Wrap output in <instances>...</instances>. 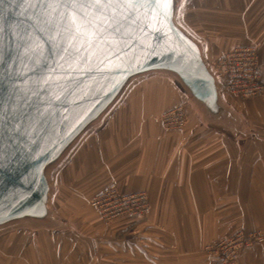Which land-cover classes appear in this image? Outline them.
Masks as SVG:
<instances>
[{
	"label": "crops",
	"instance_id": "obj_1",
	"mask_svg": "<svg viewBox=\"0 0 264 264\" xmlns=\"http://www.w3.org/2000/svg\"><path fill=\"white\" fill-rule=\"evenodd\" d=\"M185 20L212 62L257 47L264 84V0H192ZM184 99L161 79L134 90L60 178L55 205L78 233L12 234L0 240V264H210L207 244L237 231L264 234V91L227 98L252 133L236 142L189 111L181 130L166 131L161 114ZM111 184L146 192V216L103 222L90 201ZM236 264H264V241L241 250Z\"/></svg>",
	"mask_w": 264,
	"mask_h": 264
},
{
	"label": "water",
	"instance_id": "obj_2",
	"mask_svg": "<svg viewBox=\"0 0 264 264\" xmlns=\"http://www.w3.org/2000/svg\"><path fill=\"white\" fill-rule=\"evenodd\" d=\"M191 2L176 0L171 18L150 22L147 31L137 21L145 10L119 9L130 17L122 38L92 41L76 35L61 19L66 10L52 11L55 4L0 5V240L19 232L78 233L55 205L60 178L131 93L152 80L171 83L204 126L234 142L251 136L225 98L206 40L185 21ZM40 11L50 13L51 27L36 19Z\"/></svg>",
	"mask_w": 264,
	"mask_h": 264
},
{
	"label": "built area",
	"instance_id": "obj_3",
	"mask_svg": "<svg viewBox=\"0 0 264 264\" xmlns=\"http://www.w3.org/2000/svg\"><path fill=\"white\" fill-rule=\"evenodd\" d=\"M257 51L255 47L243 46L219 56L214 62L213 68L220 76L226 94L251 98L264 88ZM161 122L166 130H181L186 123L184 108L180 106L165 111L161 115ZM148 204L146 192L121 194L114 185L106 187L91 202V206L99 212L105 223L123 215L144 216L148 211ZM263 236L259 232H241L232 238L206 246V252L213 256L210 264H235L238 253L263 242Z\"/></svg>",
	"mask_w": 264,
	"mask_h": 264
},
{
	"label": "snow or ice",
	"instance_id": "obj_4",
	"mask_svg": "<svg viewBox=\"0 0 264 264\" xmlns=\"http://www.w3.org/2000/svg\"><path fill=\"white\" fill-rule=\"evenodd\" d=\"M5 0H0V5H3ZM30 8L45 6L51 7L54 12L56 8H64L66 11L62 14V21L66 23L76 35H87L89 40H104L109 37H114L117 40L122 38L123 29L126 22L130 19L128 15L122 14L119 9H127L130 12H135L137 9L145 10L143 16L137 17V21H141L142 31H147L150 22L160 23L163 25L172 16L175 9L176 0H22ZM181 3V8H182ZM155 9V21H151L150 17L152 10ZM37 20H42L52 26L51 20L48 19L50 13L40 11L34 14ZM29 20L32 17H28ZM87 29V33H85ZM160 29H156L159 31ZM3 24L0 23V62L3 61ZM18 38H23L17 33ZM2 107V106H0ZM14 119V118H13ZM4 117L0 111V135H2V126ZM19 131L18 128L13 129ZM28 135V132H24ZM3 155L0 154V165H2Z\"/></svg>",
	"mask_w": 264,
	"mask_h": 264
},
{
	"label": "rangeland",
	"instance_id": "obj_5",
	"mask_svg": "<svg viewBox=\"0 0 264 264\" xmlns=\"http://www.w3.org/2000/svg\"><path fill=\"white\" fill-rule=\"evenodd\" d=\"M186 21V20H185ZM252 47H255V46H252ZM257 50H258V48L257 47H255ZM258 52V51H257ZM213 64H214V62H213ZM261 70V69H260ZM145 85V84H144ZM264 85V84H263ZM143 86V85H142ZM141 86V87H142ZM140 88V87H139ZM138 89V88H137ZM223 89V88H222ZM264 91V88L259 92V94L258 95H256V96H254V97H251V98H255V97H257V96H259L262 92ZM223 93H224V95H225V98H226V100L228 101V99H231V97H232V95L231 94H226V92H224L223 91ZM226 95H228V96H226ZM231 95V96H230ZM238 97V96H237ZM228 98V99H227ZM241 100H247V99H250L249 97L248 98H242V97H239ZM229 102V101H228ZM230 103V102H229ZM183 107H185L191 114H195L194 112H193V110L190 108V106H189V104H188V102H187V100L186 99H184V104H183ZM168 111V110H167ZM164 113V112H163ZM184 127V126H183ZM164 128V127H163ZM165 129V128H164ZM166 130V129H165ZM166 131H169V130H166ZM179 131V130H178ZM78 156V155H77ZM77 156H76V158H77ZM75 158V159H76ZM75 159L73 160V162L75 161ZM72 162V163H73ZM71 163V164H72ZM68 169V168H67ZM60 182V181H59ZM97 213V212H96ZM132 216H140V215H132ZM144 216H146V214L144 215ZM142 217V216H141ZM103 221V220H102ZM104 222V221H103ZM110 222V221H109ZM108 222V223H109ZM242 231H237V232H235L231 237H229V238H232V237H234V236H236L237 234H239V233H241ZM227 239V238H226ZM223 240V239H222ZM122 241V240H121ZM221 241V240H220ZM2 242V241H1ZM217 242H219V241H217ZM217 242H214V243H217ZM1 244V243H0ZM138 244H141V243H138ZM212 244V243H211ZM207 245H209V244H207ZM105 249L107 250V251H111V249H109V248H106L105 247ZM126 250L127 248H126V246H124L123 244H119L118 246H116V250ZM115 250V251H116ZM208 254V253H207ZM210 255V254H209ZM20 257V254H17V258H19ZM15 262V261H14ZM211 262V261H210ZM17 264H21V261L19 260V259H17ZM236 264V263H235Z\"/></svg>",
	"mask_w": 264,
	"mask_h": 264
},
{
	"label": "bare ground",
	"instance_id": "obj_6",
	"mask_svg": "<svg viewBox=\"0 0 264 264\" xmlns=\"http://www.w3.org/2000/svg\"><path fill=\"white\" fill-rule=\"evenodd\" d=\"M236 48H240V47H235V48H233V49H236ZM233 49H231V50H233ZM231 50H229V51H231ZM229 51H227V52H229ZM227 52H225V53H227ZM225 53H223L222 55H224ZM257 57H258V52H257ZM208 58H209V56H208ZM209 60H210V63H211V66L213 67V62L211 61V59L209 58ZM214 69V68H213ZM215 70V69H214ZM216 72V71H215ZM217 73V72H216ZM261 79H262V74H261ZM238 96V95H237ZM238 97H240V96H238ZM183 107V105H179V106H176V107ZM176 107H174V108H176ZM184 108V110H185V117H186V119H187V113H188V110L185 108V107H183ZM162 115V114H161ZM160 122H161V116H160ZM161 124H162V122H161ZM163 126V125H162ZM111 185H114L116 188H117V186L115 185V184H111ZM118 190V189H117ZM95 196H97V194L95 195ZM95 196H93V198L95 197ZM93 198L91 199V201H90V206H91V202H92V200H93ZM92 207V206H91ZM96 212H97V214H98V216H99V218L102 220V218H101V216H100V214H99V212L94 208V207H92ZM148 211H149V204H148ZM148 211H147V213H148ZM146 213V214H147ZM115 219V218H114ZM113 220V219H112ZM255 232H257V231H255ZM259 233H261V232H259ZM262 234V233H261ZM264 235V234H263ZM263 241H264V236H263ZM262 243V242H261ZM261 243H259V244H261ZM212 244H215V243H212ZM209 245H211V244H209ZM206 246H208V245H206ZM205 246V247H206ZM205 247L203 248V251L205 252V253H207L206 252V250H205Z\"/></svg>",
	"mask_w": 264,
	"mask_h": 264
}]
</instances>
